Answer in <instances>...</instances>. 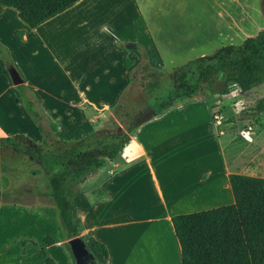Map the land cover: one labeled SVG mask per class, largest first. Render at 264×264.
I'll return each instance as SVG.
<instances>
[{"label":"crops","instance_id":"0c3cea01","mask_svg":"<svg viewBox=\"0 0 264 264\" xmlns=\"http://www.w3.org/2000/svg\"><path fill=\"white\" fill-rule=\"evenodd\" d=\"M260 2L79 0L35 28L23 22L14 8L2 5V14L14 9V18L19 23L17 30L8 29L9 37L16 39L14 47L9 43L3 44L12 59V66L9 67L8 75L0 68V139L23 135L34 143L41 142V134L22 103L19 86L30 91L44 113L56 123L57 139L76 143L89 137L87 135L91 129L87 125L96 124L105 115L103 113L113 106L112 100H116L121 89L130 81L127 62L137 59L133 48L139 46L144 49L138 44L129 48V53L125 52L119 45L124 41V36L137 38L139 30H143L150 44L147 58L151 66L168 73L173 67L211 54L220 47L239 45L263 30ZM86 40L89 46H86ZM116 65L124 68L123 83L111 75L110 69ZM10 71L17 73L22 80L21 85L13 84ZM103 74L109 75L107 81L113 86L110 93L105 92L97 77ZM73 76H77L78 80L73 81ZM83 76H94L96 80L92 77L81 90L78 84ZM64 78H70L71 82ZM116 81L119 88L113 85ZM75 90L81 92L76 94ZM251 91L244 93L248 95ZM211 99V125L215 128L214 132L208 122H201L200 119L191 133L185 128L176 129L185 126V116H182L183 125H176L166 115L156 117L145 124H152L159 129L147 132L139 130L130 135L127 147L117 157L104 159L103 166L79 186L77 196L81 197V202L75 204L74 201L73 209V217L80 220L82 226L79 237L84 242L94 240L107 250L105 256L96 248L101 257V262L97 264H182L171 218L187 213L184 210L186 203L196 199V195L189 190L188 181L166 178L167 181L163 183L156 174L157 171L164 173L166 169L181 171L180 167L182 172L187 171L183 168L187 166L176 157L177 151L182 154V148L194 145L196 140L209 141L217 137L215 147L222 154L224 165V172L221 173L224 178L223 191L221 188L215 191L219 199L223 196L233 199L228 180L230 174L250 176L239 172L238 164L231 169L226 159V151L232 149L240 137L238 129H233L230 126L232 123L227 122L233 117L228 115L233 113V106H228L223 99ZM215 112L220 116V123L213 120ZM200 131L205 134L202 132L199 136ZM205 135L209 136V140ZM160 143L163 148H158ZM170 153L175 154L168 155ZM207 173L208 177H212L216 171L208 169ZM144 175L149 177L147 182L143 180ZM254 177L264 178L263 175ZM6 183L8 178L0 176V189ZM206 190L207 193L212 192L210 188ZM98 191L103 198L96 203L91 197ZM12 204L20 206L10 211L12 217L25 219L27 223L33 222L34 226L41 228L42 210L33 211L27 205H23L27 209H22L20 203L5 205L10 209ZM50 209L45 208L44 211ZM0 233H4L3 228H0ZM21 234L20 239L14 238L10 242L0 239V256L6 245L21 240L40 241L30 229L23 230ZM38 247L41 249V246ZM34 248L35 251L20 259L21 262L0 264H44L43 259L36 262L40 251ZM49 257L55 264H60L51 255Z\"/></svg>","mask_w":264,"mask_h":264},{"label":"trees","instance_id":"16d2710c","mask_svg":"<svg viewBox=\"0 0 264 264\" xmlns=\"http://www.w3.org/2000/svg\"><path fill=\"white\" fill-rule=\"evenodd\" d=\"M77 1L79 0H0V4L14 8L23 22L35 28ZM260 11L264 20V0L260 2ZM162 73L174 82L169 95L166 100L158 101L152 107L146 103L151 114L128 125L127 132H97L93 135L94 140L86 143L84 140L77 143L60 140L64 146L58 145L55 148L53 139L48 140V135L43 133L39 124L42 117L34 102L27 98L23 86L18 87L25 110L41 134V142L34 144L23 135L9 136L0 139V148L10 146L40 165L67 240L79 237L82 232L80 220L73 217L74 200L79 186L103 166L104 159L118 156L128 144L129 134L134 127L161 113L176 99L195 95L202 83L209 84L210 98L228 94L229 86H235L244 93L264 84V29L239 45L220 47L211 54ZM217 84L221 87L220 90L214 88ZM130 85L131 83L125 93ZM159 85L158 81L149 82L143 89L151 96ZM125 93L117 108L113 109L115 115L119 114L118 109L123 102L126 103ZM255 109L264 113V97L259 100ZM53 131L56 132L55 128ZM228 180L233 204L171 218L181 250L182 264H264V178L230 174ZM0 196L3 200L8 197L6 192ZM91 243L107 256V250L102 244L94 240ZM48 244H53V240L49 239ZM42 256L44 264H55L44 250ZM93 263L97 264L94 260Z\"/></svg>","mask_w":264,"mask_h":264},{"label":"rangeland","instance_id":"374dc122","mask_svg":"<svg viewBox=\"0 0 264 264\" xmlns=\"http://www.w3.org/2000/svg\"><path fill=\"white\" fill-rule=\"evenodd\" d=\"M2 8H4V6L1 5L0 23L3 19H5V21H3L0 26V68L5 74L8 75L9 67L12 66V59L3 44L9 43L11 47H14V41L16 39H11L9 37L8 29L11 28L17 30V24L19 21L16 20V17L14 18V14H16L14 9H9L11 12L8 14H2ZM123 40L124 41L119 45L127 53L130 51L129 48H132V46L138 44H141L144 49L139 46H135L133 48V50L137 53V59L127 62L130 80L128 85L126 84L127 86L121 89L116 100H112L113 106L109 107L106 113H103L105 115L100 118L96 124L94 123L87 125H90L91 132L89 135H87L89 137L83 139L84 143H86V141L88 142L94 140L92 133H117L119 131L127 132L128 125L132 124L136 120H140L142 117H146L148 114H151L148 110V107L146 106V103L152 107V105L158 101L166 100L167 96L169 95V91L173 88V80L165 73H162V71H159L151 66L147 58L149 52L148 47L150 48V44L148 43L143 30H139V36L137 38L134 36H124ZM85 43L86 46H89L87 40ZM145 49L147 50V53ZM110 72L116 80L123 83L122 78L124 77V68L116 65L115 68L110 69ZM92 77L95 79L94 76H83V78L79 81L78 89L82 90L84 86L91 81ZM97 77L100 79L99 81L102 83L101 86L104 87L106 93L113 91L111 89L113 86H111L110 82L107 81V78L109 77L108 74L99 75ZM66 79L67 82H71L70 78H64V80ZM77 80L78 77L73 76V81ZM118 81L113 82V85H115L116 88L120 87L117 84ZM154 81L160 82V85L158 90L149 96L147 93H145L143 87H145L147 83ZM218 82L221 81L218 80ZM130 83V88L125 93V90H127V87ZM41 86L43 87L44 84ZM209 88L210 86L208 83H202L195 95L188 98L176 99L170 107L134 127L129 134V138L130 135L137 133L139 130L147 132L155 131L154 129H159L152 124H146H148L147 121L149 122L162 115H166L172 119L176 125H183L182 116L187 117L185 126H178L176 129L185 128L186 131L192 133L197 127L198 120L200 119L201 122H208L212 132H214L215 128L212 127L213 123L210 110V104L212 100L211 98L223 99V101H227L228 106H233V113L230 112L231 114H228L229 116L233 115V117H231V119H229L227 122L232 123L230 126L234 127L233 129H238V134L240 136L234 142V147L232 149L229 148V150L226 151V159L228 164L230 165L231 169L234 168L235 164H238L239 166L237 167V170L239 172L249 174L250 176L263 175L264 177V113H259L255 109L259 100L264 97V86L258 85L254 87L251 93L248 95L241 93L235 86H229L228 94L223 96L216 95L212 96L211 98L208 97ZM214 88L220 90L221 87L217 84ZM81 90H75V93L78 94L81 92ZM124 93L126 103L123 102L124 104L122 107L118 109L119 114L115 115L113 109L117 108V104ZM26 95L27 98L34 102L36 110L42 117V120L39 121V124L41 125L43 133H46V136L48 135L47 139H53L55 145L54 148L58 145L64 146L55 136V133H57L56 123H54L51 118L44 113L43 109H41L37 100L30 91L26 90ZM144 109L147 110L143 111ZM145 112H147V114ZM126 114H128V116H126ZM235 121L240 123H235ZM249 125L253 128L252 133L255 132V134H247L246 128ZM53 128H55L56 132L53 131ZM202 132L205 134L204 131H200L199 136L202 135ZM206 137L209 140V136ZM216 139L217 137L215 136V138L213 137L209 141H205L204 139L196 140L194 145L189 146L186 149L182 148V154H179L180 151H177V155H179H176V157H179L178 160L187 166V168L183 167L187 171L182 172L183 169L180 167L181 171L177 172L174 169H166V171L164 170V173H161L160 171L156 172L159 181L163 183L164 181H167L166 178L171 181L180 179V181L186 180L189 182V190L195 192L196 199L186 203L184 210L187 211V213L184 214L207 211L218 207L231 205L233 204L232 202H234V199H228L225 196H223L222 199H219L217 193L215 192L218 191L219 188H223L222 180H224L221 174L224 172L222 154L215 147ZM166 146L167 144L164 145V147ZM158 148H163L161 143L159 144ZM238 151L240 153H238ZM175 153H170L168 155H173ZM120 161L123 162V160ZM208 169L215 170L216 174L212 177H208ZM0 176H5L8 178V183H6L4 186H1L0 189V194L6 192L8 195L6 200H3L0 196V204H3V206H0V228L4 229V233H0V239L2 238L4 241L6 240V242H10L14 238L20 239V235H22L21 233L25 229H30L37 240L40 238L38 243L21 240V242L6 245L7 248L4 249L2 255L0 256V262H21L20 259L35 251V246L36 250L38 249V251H40L38 253L39 257H37L36 262H40L43 259L42 251L44 250L48 256L51 255L54 257V259L60 262V264H74L73 258L71 257V253L66 244L68 240L66 239L65 232L60 225L58 213L54 207L53 200L49 196L48 182L46 176L41 170L40 165L32 158L23 156L10 146L1 147ZM143 180L147 182L149 180L148 175H144ZM206 188H210L212 192L207 193L208 191ZM143 192H141V195ZM230 194L232 195V192H230ZM102 198L103 196L98 191L92 195L91 200L96 202L102 200ZM74 201L75 204L81 202V197L79 195L76 196ZM8 203H20L22 209H27L26 206H23L27 205L30 206L29 208H31L33 211L38 212L39 210H42L43 224L41 228L34 226L33 222L27 223L24 221L25 219L22 220L21 218L12 217L10 211L17 210L13 208H20V206H16L18 204H12V207L9 209L5 205H8ZM39 206L43 208L41 209ZM45 208L52 209L44 211ZM49 239L53 240V244H48ZM90 240L85 242L86 247L93 256L94 262H101L100 254L92 245ZM38 246H41V249ZM32 260H35L34 257ZM24 261L26 262V259ZM170 263L179 264L180 262H169V264Z\"/></svg>","mask_w":264,"mask_h":264},{"label":"water","instance_id":"95a60500","mask_svg":"<svg viewBox=\"0 0 264 264\" xmlns=\"http://www.w3.org/2000/svg\"><path fill=\"white\" fill-rule=\"evenodd\" d=\"M12 82L15 86L22 84V80L19 78L16 72L10 71ZM74 264H94L93 256L86 247V243L81 237H75L66 242Z\"/></svg>","mask_w":264,"mask_h":264},{"label":"built area","instance_id":"2783aa9c","mask_svg":"<svg viewBox=\"0 0 264 264\" xmlns=\"http://www.w3.org/2000/svg\"><path fill=\"white\" fill-rule=\"evenodd\" d=\"M213 120L218 123L220 121V116L218 114L214 113L213 114ZM246 131H247V134H250V133L252 134L253 128L249 125V126H247Z\"/></svg>","mask_w":264,"mask_h":264}]
</instances>
